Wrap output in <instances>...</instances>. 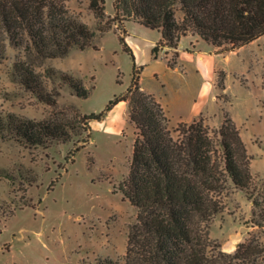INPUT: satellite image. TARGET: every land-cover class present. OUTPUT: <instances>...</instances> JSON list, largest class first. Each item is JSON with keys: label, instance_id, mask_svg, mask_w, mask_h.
<instances>
[{"label": "rangeland", "instance_id": "374dc122", "mask_svg": "<svg viewBox=\"0 0 264 264\" xmlns=\"http://www.w3.org/2000/svg\"><path fill=\"white\" fill-rule=\"evenodd\" d=\"M114 2L106 0L108 17L115 13ZM67 4L97 32L98 50L74 47L65 58L35 60L38 72L54 68L70 73L91 92L80 98L60 76L45 78L49 90L60 92V109L101 112L126 92L134 61L119 40L123 35L138 48L142 88L163 104L170 127L175 130L181 122L203 118L215 130L225 117L231 118L252 157L258 191L264 192V36L230 51L229 46L218 49L190 33L181 39L177 65L170 68L176 52L158 44L159 31L132 20L100 33L88 0ZM182 17L178 11L177 18ZM18 54L7 42L6 58L0 61L1 110L4 115L49 118L53 108L15 76ZM129 112V104L122 102L102 121H92L88 144L77 152L83 145L78 137L49 148H28L0 138V264H97L107 257L125 263L130 229L139 212L120 191L136 138ZM222 201L223 211L210 224L213 245L230 253L252 237L264 240V229L253 225V203L244 191L230 183Z\"/></svg>", "mask_w": 264, "mask_h": 264}, {"label": "trees", "instance_id": "16d2710c", "mask_svg": "<svg viewBox=\"0 0 264 264\" xmlns=\"http://www.w3.org/2000/svg\"><path fill=\"white\" fill-rule=\"evenodd\" d=\"M68 1L0 0V61L6 58L9 42L19 52L14 63L17 79L53 108L49 118L36 120L4 115L0 107V138L28 148H49L78 137L83 145L77 152L88 144L91 122L102 121L126 102L136 138L130 172L120 191L139 212L130 229L124 264H264L260 237L250 238L230 253L210 239V224L224 209L222 195L230 183L247 194L254 207L253 225L264 229V192L258 191L252 157L239 128L225 117L220 129H211L200 118L181 122L173 130L163 104L143 90L142 67L123 35L119 40L134 61L133 81L126 92L111 99L101 112L60 109V92L49 90L45 78L60 76L80 98H88L91 92L70 73L54 68L38 72L35 60L65 58L74 47L98 50L97 32L70 10ZM88 1L100 21V33L132 20L161 32L158 44L176 52L170 68L177 65L181 39L190 33L218 49L229 46L230 51L264 36V0H115L113 17L107 16L106 0ZM97 264L122 263L107 257Z\"/></svg>", "mask_w": 264, "mask_h": 264}, {"label": "crops", "instance_id": "0c3cea01", "mask_svg": "<svg viewBox=\"0 0 264 264\" xmlns=\"http://www.w3.org/2000/svg\"><path fill=\"white\" fill-rule=\"evenodd\" d=\"M108 15H110V14H108ZM114 15H115V13H114ZM113 15V16H114ZM128 23V22H127ZM161 33V32H160ZM198 36V35H197ZM199 37V36H198ZM200 38V37H199ZM202 38H200V40H201ZM129 40V39H128ZM203 40V39H202ZM129 42V44H131L130 46H132V48H133V50H134V54H135V56H136V59L137 60H139V54H138V48L137 47H134V45L132 44V42H131V40L130 41H128Z\"/></svg>", "mask_w": 264, "mask_h": 264}, {"label": "bare ground", "instance_id": "6f19581e", "mask_svg": "<svg viewBox=\"0 0 264 264\" xmlns=\"http://www.w3.org/2000/svg\"><path fill=\"white\" fill-rule=\"evenodd\" d=\"M233 246L231 245L230 248H232Z\"/></svg>", "mask_w": 264, "mask_h": 264}]
</instances>
